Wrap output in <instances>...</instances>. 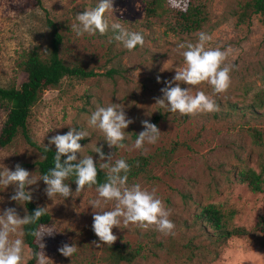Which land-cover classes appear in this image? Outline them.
<instances>
[{
    "label": "rangeland",
    "instance_id": "obj_1",
    "mask_svg": "<svg viewBox=\"0 0 264 264\" xmlns=\"http://www.w3.org/2000/svg\"><path fill=\"white\" fill-rule=\"evenodd\" d=\"M189 1L178 0L181 6ZM246 1L209 0L208 22L185 34L170 29V17L154 19L151 26L147 25L143 0H113L114 11L105 13L109 24L119 22L144 36L143 46L129 51L114 39L117 33L111 27L104 35L77 36L72 29L78 23L77 13L95 8L99 0H0V85L17 87L26 80L20 65L25 52L35 49L42 58L47 57L52 37L47 20L54 22L62 35L59 55L64 62L96 74L84 79L64 77L55 87L44 90L27 119L30 138L45 146L51 136L71 128L85 131L88 136L79 141L82 149L77 157L92 156L98 167L107 162L109 153L113 154L112 163L150 156L146 170L128 178L127 183H138L149 191L155 188L175 224V235H164L155 226L125 227L121 219V226L112 229L117 240L109 247L92 230L94 210L89 201L98 198L97 186H85L76 193V183L65 180L73 196L64 199L57 194L50 199L44 192V181L38 180L28 188L35 205L46 207L50 214V221L43 226L54 228V235L43 238L42 251L49 258L48 264H264V183L261 192H253L246 183L237 181V174L246 168L258 171L264 155V28L258 14L249 13L244 21H238ZM200 32L212 37L206 48L229 51L224 63L234 66L230 86L216 94L206 82L181 84L192 94L203 91L214 99L218 110L185 116L167 112L155 104V98L162 97L163 81L170 80L183 66L182 50L177 46L196 43ZM260 102L261 106L248 109ZM110 104L123 107L134 121L125 129L123 148H109L103 133L87 122L97 105ZM5 116L6 107L0 103V128ZM142 120L156 124L161 133L155 144L145 143L142 149H135L137 135L144 130ZM253 130L261 134L260 144L255 142ZM50 147L55 149V145ZM98 147L105 153L104 161L95 152ZM41 158L40 151L21 132L0 148V168L14 170L23 162L37 179L42 176L36 165ZM13 194L12 185H0V212L14 207L23 217L24 202L10 200ZM115 204L108 201L103 210H112ZM209 204L224 214L227 229L241 228L242 233L217 238L197 218ZM10 238L23 241L22 227ZM63 243L77 247L72 257L58 251ZM118 249L138 253L130 261L118 260ZM30 254L23 241L22 264Z\"/></svg>",
    "mask_w": 264,
    "mask_h": 264
},
{
    "label": "clouds",
    "instance_id": "obj_2",
    "mask_svg": "<svg viewBox=\"0 0 264 264\" xmlns=\"http://www.w3.org/2000/svg\"><path fill=\"white\" fill-rule=\"evenodd\" d=\"M169 3L181 11L187 10V5L181 6L178 0H169ZM109 10L114 11L113 0H99L95 8L77 13L78 23L73 24L72 29L77 36L85 33L95 35L97 32L104 35L111 27L113 32L117 33L114 39L121 42L127 50L132 51L137 45L143 46L144 36L141 33L129 31L119 22L109 24L105 19V13ZM211 39L209 34L200 32L196 43H181L177 46L178 51L182 50L179 54L183 57L184 63L182 67L176 69L175 75L170 80L163 81L165 86L160 89L162 97L155 98V104L160 108H164L167 112L179 113L181 116L218 110L214 99L203 91L192 94L189 87H181V84L197 86L206 82L216 94L223 93L229 88L230 72L234 67L224 63L229 51H222L218 47L206 48L205 45ZM156 80L160 83L161 77L157 75ZM87 122L90 127L103 133L109 148H123L125 147L123 141L126 138L125 129L134 121L127 117L123 107L110 104L106 107L97 105ZM141 124L144 130L137 135L133 145L135 149H142L145 143L155 144L161 133L158 126L148 120H142ZM87 136V132L76 131L75 128H71L67 133L51 136L48 144L45 145V151H49L50 146L55 145L54 167L38 179L19 163L15 165L14 170L6 166L0 168L2 169L0 185L4 188L9 185L14 187V194L10 196V200L20 204L31 201L32 190L28 186L36 184L38 180L44 181L46 185L44 192L50 199L57 194L64 199L73 196L69 184L64 182L69 176H75L76 193H81L85 186L91 188L97 185V164L93 157L83 156L79 159L77 157V153L82 149L79 141ZM95 152L99 153L101 161L105 160V153L100 147L96 148ZM112 155L109 153L107 162L99 165L100 169L106 170V181L97 185L98 198L89 201V205L94 210L92 230L99 241L111 247L117 240L112 229L121 226V219L125 227L129 224H135L142 229L155 226L156 230L164 235H175V224L169 219L171 212L165 209L162 200L156 196V189L149 191L138 183L129 186L127 174L130 165L123 158L112 163ZM62 156H66L63 161ZM108 201H115V207L112 210H103L104 203ZM46 212V207L42 206H38L33 214L26 213L23 217L14 207H8L0 212V264H22L23 241L10 237L22 226L39 221ZM30 234L39 241L40 251H34L33 258L37 264H48L49 258L42 251L45 247L43 238L54 235V228L45 229L41 225ZM96 246L99 247L100 244L97 243ZM58 251L65 257H72L77 247L74 244L63 243Z\"/></svg>",
    "mask_w": 264,
    "mask_h": 264
},
{
    "label": "trees",
    "instance_id": "obj_3",
    "mask_svg": "<svg viewBox=\"0 0 264 264\" xmlns=\"http://www.w3.org/2000/svg\"><path fill=\"white\" fill-rule=\"evenodd\" d=\"M143 1L145 4V23L149 26L158 19L170 17L173 20V27H170V29L189 34L201 29L209 20V0H190L186 11L169 6L166 0ZM242 8L243 10L238 15V21H244L251 13L258 14L264 28V0L246 1ZM47 24H49L52 33L47 57L42 58L35 49L25 52L20 65L26 73V80L17 87L14 85H0V103L6 107V116L0 128V148L11 143L17 133L21 132L26 141L35 146L42 155V158L36 162L41 175L46 174L50 168L54 167L55 149L50 147V150L46 152L45 146H38L30 138L26 123L32 106L39 101L44 90L55 87L64 77L84 79L96 75L93 70H87L78 65H68L64 62L59 55L62 35L54 22L47 20ZM261 99L264 101V96ZM257 106H261V102L251 104L248 109L252 111ZM252 135L255 142L260 144L261 134L257 130H253ZM61 159L63 161L66 156H62ZM126 162L130 165V171L127 175L128 178H131L146 170V166L150 162V156L139 155L126 159ZM19 164L25 169L28 166L23 162ZM97 171L98 185L106 181V171L98 166ZM67 180L75 182V176H69ZM237 181L246 183L247 187L253 192H261L264 183V155H262L258 171L246 168L237 174ZM24 207L27 214H33L38 206L31 200L24 202ZM197 218L204 221L213 230L212 232L217 238L225 239L232 235H239L243 231L241 228L227 229L225 216L215 204L205 206L197 215ZM49 221L50 214L46 212L36 223L22 226L23 241L31 253L25 264H36L37 262L32 253L40 251L36 238L30 234L31 231L47 224ZM136 253L138 251L118 249L115 255L118 260L130 261Z\"/></svg>",
    "mask_w": 264,
    "mask_h": 264
}]
</instances>
